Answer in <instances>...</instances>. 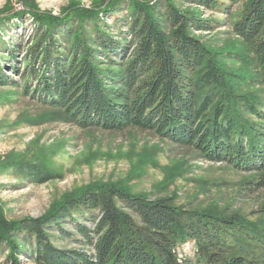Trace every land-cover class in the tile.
Instances as JSON below:
<instances>
[{
  "label": "trees",
  "instance_id": "16d2710c",
  "mask_svg": "<svg viewBox=\"0 0 264 264\" xmlns=\"http://www.w3.org/2000/svg\"><path fill=\"white\" fill-rule=\"evenodd\" d=\"M176 1L72 2L58 15L26 3L27 11L0 14V86L21 88L80 129L150 132L251 174L244 185L261 196L264 215V99L240 90L238 76L198 37L214 29L212 20ZM178 1L226 15L243 1L232 31L249 45L264 93V0ZM124 3L115 28L107 17ZM25 14L32 19L27 36L2 39L1 28ZM0 171L37 184L57 175L12 159ZM55 235L78 246H58ZM188 243L193 256L181 253ZM0 252L4 264H25L23 257L32 264H264V229L239 213L192 209L107 183L71 191L36 218L10 220L0 207Z\"/></svg>",
  "mask_w": 264,
  "mask_h": 264
},
{
  "label": "rangeland",
  "instance_id": "374dc122",
  "mask_svg": "<svg viewBox=\"0 0 264 264\" xmlns=\"http://www.w3.org/2000/svg\"><path fill=\"white\" fill-rule=\"evenodd\" d=\"M107 1L0 0V14L27 11L25 5L29 3L58 15L72 2L90 8ZM176 3L212 20L214 29L198 32V37L218 54L228 71L238 76L235 84L241 86L240 90L264 99L262 87L255 81L257 67L250 47L232 31L243 1L232 5L228 15L219 9L207 10L178 0ZM122 6V10L107 17L115 28L116 17L120 19L126 13V4ZM18 19L1 28L2 39L11 41L18 36L21 41L27 36L30 15ZM22 92L15 86H0V162L31 161L57 175L47 183L37 184L13 172L0 171V207L6 218L40 217L71 191L115 183L132 193L169 197L174 204L192 209L239 213L248 223L264 229V215L259 213L261 196L252 193L251 185H244L251 174L225 163L204 161L194 150L174 146L150 132L134 128L118 132L80 129L58 120L53 112ZM57 236L53 240L58 246H78ZM181 253L193 256V243L186 244ZM22 262L32 264L26 257ZM0 264H4L1 252Z\"/></svg>",
  "mask_w": 264,
  "mask_h": 264
}]
</instances>
